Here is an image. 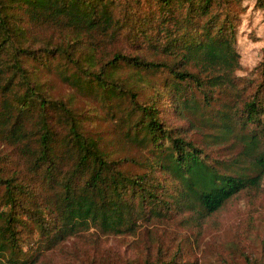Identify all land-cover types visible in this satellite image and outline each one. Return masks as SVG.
Returning <instances> with one entry per match:
<instances>
[{"label": "trees", "instance_id": "trees-1", "mask_svg": "<svg viewBox=\"0 0 264 264\" xmlns=\"http://www.w3.org/2000/svg\"><path fill=\"white\" fill-rule=\"evenodd\" d=\"M242 1L0 0V264H49L91 229L135 235L173 216L201 226L259 195L264 58L255 84L236 74ZM52 76L74 95L53 96ZM96 104L138 159L93 136ZM144 264L197 263L173 251Z\"/></svg>", "mask_w": 264, "mask_h": 264}, {"label": "rangeland", "instance_id": "rangeland-1", "mask_svg": "<svg viewBox=\"0 0 264 264\" xmlns=\"http://www.w3.org/2000/svg\"><path fill=\"white\" fill-rule=\"evenodd\" d=\"M242 4L244 11L236 43L241 65L236 74L255 84L259 80L255 70L264 58V10L256 0H243ZM51 94L67 99L74 91L52 76ZM75 104L82 109L90 106L91 101L82 96L76 98ZM95 106L99 112L87 124L93 136L117 156L138 159L140 149L127 140L122 127L105 114L104 108ZM125 167L141 170L129 160ZM173 251H178L183 261L197 264H264V180L258 196L243 195L230 200L201 226L188 225L173 216L163 222L143 225L135 235L104 236L91 229L51 250L45 261L49 264H144L163 252Z\"/></svg>", "mask_w": 264, "mask_h": 264}]
</instances>
